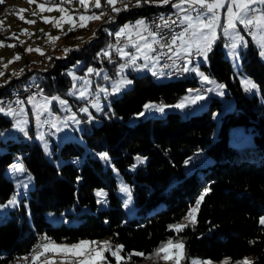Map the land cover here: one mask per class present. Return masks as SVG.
I'll use <instances>...</instances> for the list:
<instances>
[{
	"label": "trees",
	"instance_id": "trees-1",
	"mask_svg": "<svg viewBox=\"0 0 264 264\" xmlns=\"http://www.w3.org/2000/svg\"><path fill=\"white\" fill-rule=\"evenodd\" d=\"M6 3L7 0H0V12ZM171 4L166 8H171ZM97 9L104 10L102 6ZM120 9L114 23L99 27L98 37L86 38L64 54L53 53L46 67L34 66L26 59L21 73L0 82V98L15 94L31 81H39L43 94L67 96L80 112L83 100L68 92L72 84L69 67L81 60L77 69L80 72L93 64L106 66L108 74L114 77L110 61L116 58L113 53L116 30L130 20L136 25V21L155 11L147 3ZM91 23L92 20L87 27L77 30L88 29ZM238 28L244 34L249 31L240 24ZM0 32L5 34L3 29ZM73 32L70 30L68 34ZM223 38L219 33L208 51L207 63H201L209 75L225 84L234 98L233 109L221 115L217 131L213 110L220 106V98L216 95L197 113H188V107L185 114L167 110L161 115L135 119L146 101L176 102L187 87L199 82L191 70V76L178 79L162 69L170 79L156 80L149 72L137 75L131 72L132 84L110 97L98 114L100 121L95 123L91 119L88 125L86 115L79 113L84 120L83 140H65L59 149L60 161L47 157L35 140L12 137L0 140L6 147L0 151V201L13 192L6 167L17 157L16 153L34 178L26 201H20L0 219V264L28 254L41 232L53 241L106 237L110 247L122 246L119 262L108 249L104 252L116 264H166L155 252L162 242L174 239L183 243L179 264H187L193 256L212 259L229 256L235 260L247 254L253 256L249 264H264V224L258 222L264 213V60L248 36L239 51L240 64L245 75L257 83L258 92L246 90L224 55ZM105 52L109 55L105 56ZM100 82L101 77L93 81ZM53 107L56 108L55 102ZM11 123L12 119L0 112V131ZM232 125H240L250 133L248 138L238 137L239 146L229 142ZM199 150L206 152L210 160L198 164ZM102 153H107L122 180L129 183L134 204L143 212L142 216L126 218L117 192L118 180L112 167L105 165ZM188 158L195 162L190 168L184 166ZM97 187L107 191L106 205L101 208L97 207L93 191ZM206 189L210 191L197 209L196 200ZM72 204L78 210L89 207L75 214L78 222L52 224L47 220V211L59 213ZM193 209L195 216L190 219L188 214ZM181 220H185L183 228L177 231L172 226ZM163 255L161 252L160 256Z\"/></svg>",
	"mask_w": 264,
	"mask_h": 264
},
{
	"label": "rangeland",
	"instance_id": "rangeland-1",
	"mask_svg": "<svg viewBox=\"0 0 264 264\" xmlns=\"http://www.w3.org/2000/svg\"><path fill=\"white\" fill-rule=\"evenodd\" d=\"M18 1L19 0H7V3L5 4L6 6H8L14 3L17 6V9L13 13L4 14V10L6 6L2 8L0 12V29H3L5 31V34L0 32V43H2V46H0V68L2 71L5 70L6 68L5 65L7 66L10 65L11 67L14 68V70H12L14 73H17V74L21 73V71L24 68L23 64L26 59L30 60L31 64L34 66H38L40 68L46 67L48 65L47 63H49V60L47 59L53 53L55 55L64 54L65 49L69 48L68 46L79 44V41L83 42V40L86 38L91 37L90 39H92L93 37L91 35H88V33H90L94 29V27L99 23L98 22L99 19L95 23H91V26L89 27L88 31L81 32V31L75 30L76 32H73V35L70 37L71 40L64 41V39L62 38L61 32L64 29H67L66 27H69V22H64L63 23L64 27L56 30L58 25H55V22L49 21L50 19L45 20L47 22H45L44 26L50 25L48 29L51 30L50 32L47 31L48 32L47 36L48 37L51 36L52 38L59 37V39L57 40L52 39L53 40L52 45L50 44L49 41H47L43 46L44 55H41V54L36 55L34 54V52H36L34 46H31L32 47L31 49H33L32 51H27L29 43H28V40L22 37V34L24 35V32L21 29L22 23H16L17 22L16 18L19 16ZM45 1L40 0L38 2V4L44 6L43 9L41 7L37 8L39 11H42L46 8L48 10L47 3L48 4L53 3V6L50 9L53 10L55 8H63L64 12H62V14L67 16L69 12L72 11L71 4L76 3L77 6L75 8L78 9L79 17L86 16L85 14L91 13V11L87 10L89 3L91 1L95 3V0H85L87 7H84L79 3V0H57V1L45 0ZM227 3H228V0H225V7L218 10V14L220 16V21H219L220 26H218L216 29V39L219 37V33H221L224 36L223 38V52L225 53L224 55L229 58L231 62V66L235 74L239 77L244 87H245V83H244L245 80H251L253 83L257 85V83L250 76L245 75V73L241 69V64H240V52H239L240 48L245 46L248 36L252 38L251 35H248L249 34L248 31H247L248 34L242 33L238 28L239 23H237L236 31L241 36L244 37V42H237V47L235 50H233L230 47V45L233 43L232 37L226 36L223 33V27L221 26L225 24ZM185 7L187 6L185 5ZM182 14L184 15L183 12ZM189 14L195 15V13L191 11L189 12ZM30 16L33 17L34 13L33 14L31 13ZM71 20L74 21V24L78 23L77 21H79V19L78 20L72 19V17H71ZM140 20L145 21V18H142ZM14 22L15 24H12ZM65 23H68V26H65ZM17 24L21 26H18ZM124 26H122L121 28H123ZM6 27H10V28L7 29ZM119 30H116V32H118ZM133 32L135 33V29L133 30ZM143 35L147 36L148 34L143 33ZM98 36H99V30H98V35L96 37ZM149 41H151V37H149ZM254 41L255 40H253V42ZM61 44H62V48H61ZM255 44L259 48V55L261 59L264 60V57H262L260 54L261 51H264V49H261L257 43ZM9 45H14V47H9ZM192 50H196L195 47L190 49V52L188 54L184 52H180V55L186 54L184 57L183 64H185V66H187L189 69H193V68L195 69L194 73H196L198 76V81H199L198 84L187 87L186 91L180 95L179 99L176 102H173V103H167V102L159 103L157 100L146 101L143 104V107L135 114V119H137L138 117L145 118L150 115H161L165 113L167 110H176V111L181 112L182 114H185L186 109L188 107H190V112L188 113H197V112H200L202 109L206 108L211 97L216 95L220 98V106L213 110V118L215 120V131L218 130L220 126V122H221V115L225 113L226 111L233 109L235 105L234 98L232 95L228 93L227 88L224 83L218 81L215 77L209 75L205 71V69L201 66V63H207V54L209 50L206 53H201V56L198 61L197 60L194 61L191 59L190 53ZM125 51H128L130 53H135L136 50L135 48H133L132 50L126 48ZM176 51H180L178 46L176 48ZM149 55L151 56V54ZM17 56H19V58H21V61H22L18 71L16 70L17 59H15V57ZM119 57L121 58V60L117 63L116 66H114L115 73H116L114 77L108 74V68L106 66H97V65L95 66L93 64H89L87 67L84 68L83 72H80L77 69L82 64L81 60L77 61L75 64L69 67L68 73L71 76L72 84H71V87H69L68 92L69 94L72 95V97L83 100L80 102L81 103L80 105L82 106V109L86 108L87 112L85 111L78 112L77 110H75L72 106V103L69 100V97L67 96H61L59 94H43V93L40 97H31L33 98L31 102H29V99H30L29 98L28 101L24 102L21 106H19L16 109L8 108V107H0L4 109L2 113L12 119L11 125L7 127L6 129H4L3 131H0V140H5L7 137H12L14 139L19 138V139H24V140H29V141L35 140L42 147L43 152L47 157L51 159H55L56 161H60L62 158H61V155L59 154V149H60L61 144L65 140L74 139V138H76V140H79V141L83 140V137L81 135V130L83 129L84 120L82 119L79 113L86 115L84 116V119H86V121L88 122V125H90L89 121L91 119H93L95 123L100 121L98 114L102 112L104 105L109 103L110 97L113 94H116V95L120 94L124 89L128 88L132 84V77L130 76L131 72H134L135 75L144 73V72H149L156 80H166V79L171 78L169 74L163 71L164 69L162 68V66H160L161 65L160 61H158L155 64V67H152V63L149 62V66L145 68L143 67V65L145 64V61L142 58L137 60L135 66L129 65L128 67H125L123 71H121L120 65L125 64L126 62L123 61L124 58H122L120 54H119ZM9 68L10 67H8L7 71L5 72L6 74L9 72ZM89 68L93 69L94 71L92 73H89L88 72ZM153 71H155L157 75H153ZM201 73L203 74V76H207L210 82H205L202 79V76L200 75ZM3 77L4 76H2L0 79H2ZM99 77H101V82L94 84L93 81L98 80ZM121 79L125 81H131V83L130 84L125 83L120 88V91L114 92L113 86L119 81H121ZM85 80L89 81L87 86H85L84 84ZM219 85H223V87L220 88L218 87ZM81 89L85 91V96L83 98H81L79 95V92ZM101 89H106L107 91L106 92L101 91ZM208 89H213V91L209 92ZM189 90H192V91L190 92ZM197 90H199L200 93L205 96L204 100H200L196 104L186 103L184 108L175 107V105L183 101L185 97L194 95ZM248 91L255 92L253 90H248ZM257 92H258V85L256 88V93ZM89 96L94 97V101L92 103L87 102V100L90 98ZM53 97H59V100H53ZM60 100L66 101V103L61 104ZM54 102L56 103V108L53 107ZM146 104H151L155 106L162 105L164 106V111L163 112L158 111L155 107L151 109H145L144 105ZM28 105L32 107L31 111L28 110ZM94 105H98L99 108L95 107ZM9 110H11L12 114H8ZM141 112H144L143 116L139 115V113ZM45 115H47L48 118L52 121V123L56 125L55 127H52L54 128L53 134H49V135L44 134V128L46 124L42 123V118H44ZM73 116H75V119H71V117ZM17 122H20L19 128L16 127ZM21 128L23 130H21ZM67 133L69 136H67V138H63L62 135L63 134L67 135ZM229 134H230L229 142L237 146H239L240 144L238 137L244 138L247 136L248 138L250 136V133L244 130L242 126L240 125H232L229 129ZM41 136H43V139H40ZM5 148H6L5 145L0 143V151L5 150ZM198 154L200 155L198 164H203V163H206L207 160H210L209 155L206 154V152H204L203 150H199ZM16 155L17 157H15L14 160L11 163H9L6 167V173L11 177L12 182H13V192L11 193L8 199L4 201H0V219L8 215L9 210L15 208L19 204L20 201H23V200L26 201L25 199H27L29 190L34 186V178L32 176V173L21 161L20 159L21 156L18 153H16ZM195 157H197V155ZM186 160H189V158ZM185 161H184V166L186 168H190L195 164V162H193L192 159L190 160L188 164H185ZM105 165H110L112 167V170L118 180L119 187H118L117 192L120 194L122 198L123 208L126 214V218L142 216L143 212L138 211L137 207L134 204L133 194H132L129 183L127 181L122 180L119 171L117 170L116 167H114L110 159L108 158L105 159ZM125 187L129 190L127 193L122 191V189ZM93 191L95 193L97 207L98 208L104 207L106 205V193H107L106 189L104 187H97ZM98 192H103L104 195L97 196ZM129 194L131 196L130 200H129ZM13 199H15L16 204L15 205L9 204V201H12ZM126 204H127V207L125 206ZM82 210H89V207L82 206L78 210L74 204L67 205L59 213H55L53 211H47L46 218L52 224H59L61 222H65L67 224L76 223L78 222V218L75 216V214ZM194 216H195V213L193 212V216L188 217V218L194 219ZM261 218H264V213L258 217L259 223H260ZM184 222L185 220H181L175 225L177 224L182 225ZM82 241L88 242L86 247H82L80 249H75L72 251H65V249H71V246L80 244ZM104 241L109 242L108 238L106 237L101 238V239L83 238L77 241H53L52 240L44 244L45 246H47L46 248L41 247L40 252L43 253V255H40V256H43L44 258L39 259L40 257L39 256L36 259V261H34V264H45V262H47V264H67L69 263L70 259H71L70 264H78L79 260L80 261L85 260V256L88 255L89 253H91V256L88 257L87 264H116V262H112L111 260H109L107 255L104 254V252L105 250L108 249L110 254L112 255V252L116 251L118 248L116 246L110 247V245H108L107 249H105V246L103 245ZM168 241H173V244L180 243L183 245L181 240L174 239V240H168ZM92 242H96V243L93 244ZM166 243L167 241H164L161 243V245L166 244ZM56 246H59V247H56ZM94 248L98 252H100V257H103V259L98 257L95 252H92V249ZM81 252L84 253V255L78 254ZM165 252L173 256L177 252H180L183 258V247L181 249H177L172 246H169L164 250V254ZM118 255L121 257V253L119 251H118ZM23 258L24 256L21 258H15L8 264H18V261L21 262ZM67 258H70V259H67ZM252 259H253V256L251 254L244 255L235 260L231 259L229 256H224L221 259H212V258H203V257L193 256L189 259V262L187 264H192L193 261H197L198 264H205V262H211V264H223L224 261H227V264H244L245 261L250 263ZM164 262L166 264H175L174 259L164 260Z\"/></svg>",
	"mask_w": 264,
	"mask_h": 264
},
{
	"label": "snow or ice",
	"instance_id": "snow-or-ice-1",
	"mask_svg": "<svg viewBox=\"0 0 264 264\" xmlns=\"http://www.w3.org/2000/svg\"><path fill=\"white\" fill-rule=\"evenodd\" d=\"M31 3L32 0H29ZM140 0H137V4H139ZM161 3L168 4L171 2V0H160ZM79 3L87 7V4L85 0H79ZM117 3V0H107V4L112 6V10L115 12H119L121 9L115 7ZM184 5H187V9H185ZM174 8L178 9L180 12H183L184 15L179 18V24L183 25L182 29L177 33H170L168 38L164 40V43H161L160 39H157L158 33L149 31L148 26L145 24V21L139 20L136 22V25L129 26L125 25L123 28H121L118 32L115 33L116 37H122L127 33L129 35V41L128 43L135 48V53H130L128 51H125L123 47L117 48L116 51L120 54L122 58H127V62L125 64L120 65L121 71L125 67H128L129 65L135 66L138 59H143L145 61V64L143 67H148L149 62L152 63V67H155V64L159 61V56H150V53H153L156 51V49L153 47V45H159L161 49H167V53H174L177 58H180V52H184L188 54L190 52V49L195 47L197 53H206L208 50H210L212 42L216 39V29L219 25L220 16L218 14V10L225 7V0H179V3H173L172 5ZM40 7L43 9V5H40ZM95 7L100 8L101 3L100 0H95ZM127 7V5H125ZM51 11L52 9H48ZM61 12H64L63 8L58 9ZM194 12L195 15H190L189 12ZM104 13L102 12L100 16L91 15V16H80L79 19L81 21L80 27H87V21L100 19L101 16H103ZM23 19V17H20ZM71 20V17L68 18ZM163 24L157 25V28L164 27V28H171V25L177 24V20H169L164 19L161 17ZM27 23H34V21H26ZM47 22V21H45ZM237 23L240 25H243L245 29L249 30V35H251L252 39L256 41V43L260 46L261 49H264V0H228L227 8H226V20L225 24L222 25L223 27V33L226 36H231L233 39V43L230 45V47L235 50L237 47V42H244V37L241 36L236 31ZM135 29V36L138 38L136 40L131 39V36L133 34V30ZM231 30V31H230ZM143 32H147L148 35H143ZM149 37H151V41H149ZM163 38V37H162ZM53 40L59 39V37L52 38ZM0 46H2V43H0ZM179 47L180 51H176V47ZM9 47H14V45H9ZM111 47V45L109 46ZM33 49H27V51H32ZM35 51L40 52L41 55H44L43 52L40 51V49H35ZM65 51H68V49H65ZM165 53V54H167ZM235 54V52H234ZM261 56L264 57V51H261ZM105 56H108L109 53L105 52ZM15 59H19V56L15 57ZM7 65H5L6 67ZM195 71V69H189L187 66H184L181 71ZM94 70L89 68L88 72L92 73ZM2 75V73H0ZM153 75H157L155 71H153ZM202 76V79L205 82H210L208 80L207 76H203V74H200ZM107 78V77H105ZM89 81L85 80L84 84L87 86ZM130 84L131 81H125L121 79L118 83H116L113 86V91L118 92L120 91V88L125 84ZM245 88L246 90L256 89L257 85L253 83L251 80H245ZM218 87L222 88L223 85H219ZM101 91H107L106 89H101ZM190 92L192 90H189ZM209 92L213 91V89H208ZM74 94V93H73ZM79 95L81 98L85 96V91L83 89L80 90ZM33 98L29 99V102L32 101ZM205 96L200 93L199 90L195 92L194 95H190L188 97H185L183 101L176 104V108H184L185 104H196L200 100H204ZM53 100H59V97H53ZM18 103H22L18 101ZM61 104L66 103V101L60 100ZM95 107L99 108L98 105H94ZM145 109H151L156 108L158 111L163 112L164 106H155L151 104L144 105ZM4 111L3 108H0V112ZM81 111L87 112V109H81ZM8 114H12L11 110H9ZM140 116L144 115V112L139 113ZM71 119H75V116L71 117ZM56 125L53 123L52 127H55ZM16 127H20V122H17ZM21 130H23L21 128ZM40 139H43V136L40 137ZM102 158L107 159V153L101 154ZM191 158L189 160L185 161V164H188L190 162ZM125 193H127L129 190L125 187L122 189ZM210 189H206L204 193L201 194V196L196 200V208L198 209L199 205L204 199V196L208 194ZM103 192H98L97 196H103ZM131 199V196L129 194V200ZM99 202V201H98ZM9 204L15 205L16 201L13 199L12 201H9ZM127 207V204L125 205ZM195 209L190 210L188 216L192 217L193 212ZM261 224H264V218H261L260 220ZM174 227L177 231L182 230V225H174ZM42 239H47V237H42ZM95 244L96 242H92ZM88 242L82 241L80 244L71 246V249H65V251H72L75 249H80L82 247H86ZM103 245L105 246V249H107V246L109 245L108 241H104ZM172 246L177 249H181L183 247L182 244L176 243L173 244V241H167L166 244H163L158 248L155 252V255L160 257L164 260L174 259L175 264H179L180 260L182 259V254L180 252H177L174 256L168 254L165 252V254L161 257L160 253L164 252V250ZM41 247H47L45 245H38L37 250H35V254L33 256V259H37L40 255H43L39 251ZM59 247V246H56ZM122 248V246H119L116 251L112 252V255L116 257L117 262H119L122 258L118 255V251ZM92 252H95L98 257H100V252H98L95 248L92 249ZM79 255H84V253H78ZM134 255H143V253H133ZM91 256V253L85 256V260L80 261V264H87L88 257ZM103 259V257H100ZM47 264V262H45ZM192 264H198L197 261H193ZM205 264H211V262H205ZM223 264H227V261H224ZM244 264H249V262L245 261Z\"/></svg>",
	"mask_w": 264,
	"mask_h": 264
},
{
	"label": "built area",
	"instance_id": "built-area-1",
	"mask_svg": "<svg viewBox=\"0 0 264 264\" xmlns=\"http://www.w3.org/2000/svg\"><path fill=\"white\" fill-rule=\"evenodd\" d=\"M50 1H57V0H50ZM209 1H211V0H209ZM171 2H172V0H171ZM142 3L153 4V3H161V2H160V0H140L139 4H137V0H117L115 7L122 8V7H125V5H127V6H129V5H141ZM94 6H95V4H92V1H91L89 3V8H93ZM101 6H102V8H109V15L101 16L99 27L101 25H105V20L107 18L113 17L117 13V12L112 10V6L107 4V0H104L103 2L101 1ZM7 9H8V7H7ZM161 17H163L164 19L169 20V22H171V20L177 19V17H182V15L180 12H179V15H165L164 13H160L157 11H150V13L146 16L145 22H146V25L148 26L149 31L158 33L156 38L160 39L161 43H164V40H166L168 38L170 33L179 32L182 29L183 25H181V26L171 25V28H164L162 26L157 28V25L163 24ZM127 25L134 26L135 21L130 20ZM65 26H68V23H65ZM97 35H98V31L96 32V34H94V36H97ZM129 38L130 37L127 33H125V35H123L122 37H116V35H114V43H113V45H114L113 51L114 52L113 53L116 55V58L110 61V66H115L118 63L117 57L119 58V53L116 51L117 48H121V47L131 48L132 47L128 43ZM131 39L136 40L138 38L133 33L131 36ZM49 42H53V41H49ZM153 47L156 49V51L151 53L152 56H159V58H165V65H160V66L174 67V74L175 73H191L190 71H187V72L181 71V69L184 66H181V63H176V57L172 56L171 53H167V49H161L159 47V45H153ZM165 53H167V54H165ZM199 55H200V53H197L196 51H193L190 54V56H198V57H199ZM123 61L127 62V58H124ZM36 81H38V80H36ZM42 93H43V86H42V88H33V84H26L22 89H20V94H13V95H10L9 97H6L4 99L3 107L16 109L17 107L21 106L24 102L28 101L29 98L40 97L42 95ZM93 99H94V97L92 96L87 100V102L91 103L93 101ZM18 101H20L22 103H18ZM77 108L80 109V105L77 106ZM42 123L46 124V126L44 128V134L49 135V134L54 133V130L52 128V123L49 120L47 115H45V117L42 118ZM42 237H47V239H42ZM52 240L53 239L50 236H48L45 232H41L37 235V238L35 241H37V246H38V245H44L45 243H48ZM67 259H70V258H67ZM70 262H71V259L69 260V263H67V262L66 263L70 264Z\"/></svg>",
	"mask_w": 264,
	"mask_h": 264
},
{
	"label": "crops",
	"instance_id": "crops-1",
	"mask_svg": "<svg viewBox=\"0 0 264 264\" xmlns=\"http://www.w3.org/2000/svg\"><path fill=\"white\" fill-rule=\"evenodd\" d=\"M39 1L40 0H32L31 3L29 2V0H19L18 1V7H19V9H18L19 12L18 13H19V16L16 18L17 19V22L16 23H22L21 29L24 32V35L22 34V37L24 39L28 40V43H29L28 44V49H31L32 48L31 46H34L35 49H40V51L43 52L44 51V48H43L44 44L47 41H53L51 36L50 37L47 36V34H48L47 31H49V32L51 31V30L48 29V27L50 25L49 26H44L45 20H48V19H50L49 21H51V22H55V25H58L57 28H56V30H58L59 28H63L64 27L63 26V23L64 22H69V27H67V29H64L61 32L62 38L64 39V41H70L71 40L70 37L73 34H68V32L70 30H76V31H81V32L82 31H88L89 30V28L88 29H80V30H77L80 27L81 21L79 19L78 9L75 8L77 6L76 3H74V4H71L70 3L71 4L72 11L69 12V14L66 16V15L62 14L61 11L58 10L59 8H55V9H53L51 11H48L47 8H46V9H44L42 11H39L37 9V8H40V4H38ZM100 3H101V1H100ZM173 3H179V0H173L171 5H173ZM93 4H95V3H93ZM47 6H48V9H50L53 6V3L52 4L51 3H49V4L47 3ZM184 7H185V5H184ZM187 7H185V9H187ZM171 8H173V10L175 9L174 11L177 10L176 12L179 11L178 9L174 8L173 6H171ZM87 10L91 11V13L85 14L86 16H91V15L100 16V14L102 13V9L99 10V9L95 8V6L93 8H89V6H88V9ZM31 13L32 14L34 13V16H33L34 18L32 16H30ZM72 13H74V14H72ZM180 13L183 16L182 12H180ZM21 16L23 17V19L20 18ZM69 17H72V19H77V20L79 19V21H77L78 23H75L74 24V21L68 19ZM97 20L98 19L92 20V22L95 23ZM26 21H34V23H27ZM88 23H89V21H87V25H88ZM12 24H15V22L12 23ZM17 25L18 26H21L19 24H17ZM14 26H16V25H14ZM6 28L9 29L10 27H6ZM21 29H19V30H21ZM81 42L79 41V44ZM71 46H75V45H70L68 47H71ZM61 48H62V44H61ZM124 49H126V48L124 47ZM34 54L37 55V54H40V52H37L36 51V52H34ZM172 54L174 56H176L174 53H172ZM185 55L186 54H183V55H180V56H183L184 57ZM200 56H201V53H200L199 57ZM198 60H199V58H198ZM21 63H22L21 58L17 59V61H16V70L17 71L19 70ZM24 64H25V62H24ZM24 64H23V66H24ZM8 67H10L9 68V72L6 74L5 72L7 71ZM12 70H14V68L11 67L10 65L6 66V68H5L4 71H2L1 68H0V73H2V75H0V78L2 76H4L2 79H0V82L1 81H5L10 75H17V73H14ZM192 72L194 73L195 71H192ZM30 80H34V79L32 78ZM251 90L256 91V89H251ZM28 110L29 111L32 110V107L29 106V105H28ZM51 123H52V121H51ZM62 136H63V138H67V136H69V135L67 133V135L63 134ZM78 264H80V260H79V263Z\"/></svg>",
	"mask_w": 264,
	"mask_h": 264
},
{
	"label": "bare ground",
	"instance_id": "bare-ground-1",
	"mask_svg": "<svg viewBox=\"0 0 264 264\" xmlns=\"http://www.w3.org/2000/svg\"><path fill=\"white\" fill-rule=\"evenodd\" d=\"M92 4H93V2H92ZM170 4L171 3H168V4H164V3H153V4H149V5H151L155 9V11L160 12V13H164L165 15H179V13L176 12V11H174L173 9L166 8ZM136 6L138 7L139 5H129L127 7H130V8L131 7H134L135 8ZM7 7H8V9H7ZM16 9H17V6L14 3L13 4H10V5H8V6L5 7L4 14L13 13ZM103 13H104V15H109V8H104ZM117 18H118V14L116 13L113 17L107 18L105 20V25L114 23L117 20ZM179 18L180 17H177V19H174V20H177V24H175L174 26H181L179 24V22H178L179 21ZM98 22L100 23V20ZM99 23L94 27V29L88 35H91L93 38L96 37V36H94V34H96V32L99 29ZM50 44L52 45V42H50ZM198 58H200V57H198V56H191V59L194 60V61H196V60L198 61ZM159 61H160V64L161 65H165V58H159ZM183 61H184L183 57H180V58H177L176 57V63H181V66H184L185 65V64H183ZM162 68L164 70H166L171 76H173L175 78H178V79L185 78V77H189L192 74V73H175L174 74V67L162 66ZM30 84H33V88H42V84L39 81L38 82H31ZM15 94H20V91H17ZM4 99H1L0 100V107H3V105H4ZM93 101H94V99H93ZM35 250H37V242L33 246V248L30 250V252L24 256V258L22 259V261L21 262L18 261V264H34V261H36V259L35 260L33 259V256L35 254ZM39 251H40V249H39ZM40 258H44V257L43 256H40L39 259ZM12 260H14V259H12ZM10 262H8V263H10Z\"/></svg>",
	"mask_w": 264,
	"mask_h": 264
}]
</instances>
